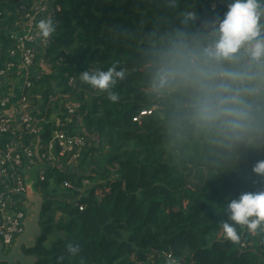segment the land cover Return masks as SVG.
I'll return each instance as SVG.
<instances>
[{
    "label": "trees",
    "instance_id": "1",
    "mask_svg": "<svg viewBox=\"0 0 264 264\" xmlns=\"http://www.w3.org/2000/svg\"><path fill=\"white\" fill-rule=\"evenodd\" d=\"M17 1L0 0V67L11 59ZM232 2L47 0L59 7L46 51L54 72L28 92L33 105L56 90L79 103L66 129L88 134V144L68 179L92 184L79 195L59 189L66 176L57 171L54 187L44 184L43 233L28 250L36 264H171L167 253L180 264H264V226L251 233L236 225L237 241L221 227L228 199L264 190V176L253 171L264 160V135L247 144L264 128V57L242 46L228 57L213 54ZM257 3L256 39L264 40V0ZM113 65L124 77L107 91L80 78ZM142 110L150 112L133 120ZM56 201L63 215L52 225ZM52 227L57 235L47 241ZM69 242L80 245L77 255L67 252Z\"/></svg>",
    "mask_w": 264,
    "mask_h": 264
},
{
    "label": "built area",
    "instance_id": "2",
    "mask_svg": "<svg viewBox=\"0 0 264 264\" xmlns=\"http://www.w3.org/2000/svg\"><path fill=\"white\" fill-rule=\"evenodd\" d=\"M15 7L19 16L16 30L9 33L13 39V46L8 50L11 59L0 67V87L7 85L0 94V249L3 252L12 248L24 230L25 220L32 216L33 204L28 195H40L37 192L46 182L52 189L56 176L54 171L67 177L58 184V188L63 190H76L85 185L84 179H88L83 177L77 187L68 179L77 171L88 144V134H71L66 129L79 103L70 100V94L56 91L57 95L49 94L46 101L37 95L36 103L40 108H36L37 104L33 105L32 95L28 92L35 80L54 72L55 62H50L46 55L52 34L42 37L37 23L51 17L56 25L59 7L50 8L47 0H18ZM242 47L247 49L249 46ZM31 68L36 70L33 74L29 71ZM13 69L17 73L11 75ZM67 85L75 88L73 76L67 77ZM54 103H57V113L47 117L45 113ZM32 110L40 116L34 115ZM149 112L142 110L133 120ZM57 114L65 115L64 119ZM66 200L77 205L79 210L83 209V204L76 199ZM166 256L171 264H180L170 253Z\"/></svg>",
    "mask_w": 264,
    "mask_h": 264
},
{
    "label": "clouds",
    "instance_id": "3",
    "mask_svg": "<svg viewBox=\"0 0 264 264\" xmlns=\"http://www.w3.org/2000/svg\"><path fill=\"white\" fill-rule=\"evenodd\" d=\"M258 7L257 0H233L216 29L218 39L214 45L213 54L215 56L228 57L236 53L242 45L251 43L252 46L249 49L251 56L253 58L264 57V40L256 39L261 31ZM37 28L39 34L47 38L55 31V24L53 19L48 17L41 19L37 23ZM123 77V70H118L113 65L106 71L101 69L91 72L85 70L81 73L80 78L93 88L107 91L116 84L118 79H123ZM109 99L115 101L118 99V95L109 92ZM253 171L264 176V160L258 161L254 165ZM40 196L42 197V195ZM226 211L228 220L223 221L221 227L228 239L231 241L239 239L236 225L246 226L249 231L255 232L264 226V190L242 192L235 198L228 199ZM66 247L67 252L73 256L80 252L78 243L69 242Z\"/></svg>",
    "mask_w": 264,
    "mask_h": 264
},
{
    "label": "water",
    "instance_id": "4",
    "mask_svg": "<svg viewBox=\"0 0 264 264\" xmlns=\"http://www.w3.org/2000/svg\"><path fill=\"white\" fill-rule=\"evenodd\" d=\"M264 102V101H263ZM264 135V128L260 130L257 137H249L248 143H252L256 138L261 139ZM36 157L38 153L36 151ZM29 200L32 202V216L27 218L24 222V230L15 240L12 248L3 252L0 249V264H36L37 258L35 256H29L21 250L22 247L28 249L34 245V240L42 235V229L39 226L41 220V210L43 204V198L40 195H28Z\"/></svg>",
    "mask_w": 264,
    "mask_h": 264
},
{
    "label": "rangeland",
    "instance_id": "5",
    "mask_svg": "<svg viewBox=\"0 0 264 264\" xmlns=\"http://www.w3.org/2000/svg\"><path fill=\"white\" fill-rule=\"evenodd\" d=\"M246 46V45H245ZM249 49H250V46L246 49V51L247 52H250L249 51ZM42 55H44L43 54V51H41L40 52ZM10 79H13V76H11L10 77ZM50 85H52L53 86V88H57V87H55V85H54V81L53 80H51L50 82H48ZM6 87H7V85H6ZM57 91V90H56ZM44 104H45V102H44ZM36 108H40V106L39 105H37V106H35ZM55 116V115H54ZM53 117V116H52ZM86 180V181H85ZM100 180L99 179H96V182H99ZM83 182L85 183V185H83V186H81V187H79V188H77L76 190L79 192L77 195H79V194H82L86 189H88L90 186H91V184H92V182L89 180V179H84L83 180ZM43 189H44V186L41 188V190H40V192L38 191L37 193L38 194H40V195H42V192H43ZM57 192H59V189H58V191ZM56 199L57 200H60L58 197H56ZM58 204H59V201H56V202H54L53 204H52V206H51V208H50V210H49V216H50V218H53V222H52V225L55 223V221L56 220H58V218L59 217H61L62 215H63V212L58 208ZM41 222V221H40ZM43 226V225H42ZM41 225H40V227L43 229V227H42ZM56 235H57V233L55 232V229H54V227H52L51 228V230L48 232V234H47V241H49V240H51V239H53L54 237H56Z\"/></svg>",
    "mask_w": 264,
    "mask_h": 264
},
{
    "label": "flooded vegetation",
    "instance_id": "6",
    "mask_svg": "<svg viewBox=\"0 0 264 264\" xmlns=\"http://www.w3.org/2000/svg\"><path fill=\"white\" fill-rule=\"evenodd\" d=\"M42 233H43V232H42ZM41 236H42V235H41ZM41 236H40V237H41ZM40 237H39V238H40ZM39 238H37V239L34 240V245H33L32 247H30V248H28V249H25V247H22L21 250H23V252H24L25 254H27V255H29V256H35V257L37 258L36 255L30 253L28 250H30L31 248H33V247L36 245V243H37V241L39 240ZM36 262H37V261H36Z\"/></svg>",
    "mask_w": 264,
    "mask_h": 264
},
{
    "label": "crops",
    "instance_id": "7",
    "mask_svg": "<svg viewBox=\"0 0 264 264\" xmlns=\"http://www.w3.org/2000/svg\"><path fill=\"white\" fill-rule=\"evenodd\" d=\"M29 71L31 74H33L36 70H35V68H31Z\"/></svg>",
    "mask_w": 264,
    "mask_h": 264
}]
</instances>
